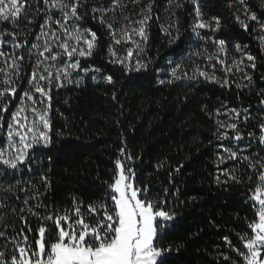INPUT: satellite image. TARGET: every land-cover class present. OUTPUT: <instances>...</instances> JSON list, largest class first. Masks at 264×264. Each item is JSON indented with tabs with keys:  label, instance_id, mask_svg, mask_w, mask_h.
Returning <instances> with one entry per match:
<instances>
[{
	"label": "snow or ice",
	"instance_id": "obj_1",
	"mask_svg": "<svg viewBox=\"0 0 264 264\" xmlns=\"http://www.w3.org/2000/svg\"><path fill=\"white\" fill-rule=\"evenodd\" d=\"M191 3L195 5L191 32L200 40L211 39L215 51L195 50L187 57L191 64L185 65L183 48L177 47L170 57L179 58V62L168 69L167 83L198 81L225 89L234 84L242 90L247 85L231 77L243 73L251 84L252 77L245 69L256 67V57L244 52L247 45L236 44L241 58L229 63V37L201 34L202 30L219 32L220 20L205 21L198 0ZM232 4L239 5L236 13L240 14L234 16L241 29L251 34L258 28L264 33V0H255L259 15L249 0H232L229 7ZM154 6L155 0L146 4L144 0H0V264H179L175 253L182 245L173 248L163 242L164 229L175 219L174 212L165 209L166 201L150 199L146 186H135L134 171L121 159L115 161L112 180L105 181L103 198L87 205L76 197L71 198V206L63 208L45 204L43 194L32 183V177L38 175L45 188L50 187L47 175L32 168L37 149H48L51 160L52 153L59 158L75 147L70 143L54 147L55 136L63 133L53 134L51 93L54 88L79 86L81 73L100 71L81 64L100 46L97 30L89 21L99 25L108 38L110 64L118 65L126 75L147 72L149 62L141 60L140 54L145 52ZM168 6H173V0H168ZM175 7L183 5L176 3ZM250 22H255L251 29ZM160 30L170 46L181 39L178 19L161 23ZM259 45L264 51V34L259 36ZM119 47L126 55H120ZM137 80H129V86H138ZM104 81L114 88L117 83L112 75H106ZM258 95L257 111L264 112V89ZM112 99H117L115 91ZM208 115L214 119L212 135L218 142L214 182L221 186L247 181L254 208L253 219L247 221L250 231L237 234L240 246L226 238L235 257L224 255L223 259L229 264H264V117L257 122L258 133L250 131L245 136L240 124L254 119L248 108L241 111L225 103ZM120 154L125 155L124 149ZM22 176L28 179L21 181ZM30 217L37 222L35 229Z\"/></svg>",
	"mask_w": 264,
	"mask_h": 264
},
{
	"label": "trees",
	"instance_id": "obj_2",
	"mask_svg": "<svg viewBox=\"0 0 264 264\" xmlns=\"http://www.w3.org/2000/svg\"><path fill=\"white\" fill-rule=\"evenodd\" d=\"M176 3L183 7L176 8ZM230 3L232 0H198L204 20L214 23L219 19L221 23L219 32L202 30L201 34L229 37L226 41L229 63L241 58V53L235 51L236 44L247 45L244 52L256 57V67L245 69L252 77L251 84L243 73L231 77L247 85L242 90L234 84L231 89H225L198 81L167 83L168 69L179 62V58L170 57L177 47L183 48L185 65L191 64L187 57L195 50L215 51L211 39L200 40L191 32L195 8L191 0H173L171 7L168 0H155L145 52L140 54L141 60L149 62L147 72L126 75L118 65L110 64L108 38L99 25L89 21V26L97 30L100 46L91 58L81 60V64L100 71L81 73L83 80L79 86L54 88L51 93L49 117L53 134L63 133L55 136L54 147L67 143L75 147L59 158L52 153L51 160L48 149H37L33 156L32 168L38 174L47 175L50 182L46 189L38 175L32 177L45 204L71 206L72 197L85 205L100 201L107 189L105 181L112 180L115 161L119 158L134 171L135 186H146L150 199L166 201L165 209L174 212L175 219L167 222L169 226L164 229L163 242L173 248L182 245L179 253H175L180 258L179 264H229L223 256L235 257V253L227 246L226 238L240 246L237 234L250 231L247 221L253 219L254 209L247 181L221 186L214 182L218 142L212 135L216 127L214 119L208 113H214L225 103L241 111L248 108L254 119L247 125L240 124L245 136L250 131L258 133L257 122L264 117V112L257 111L261 99L258 93L264 89V51L259 45V36L264 33L258 28L251 34L241 29L234 16L239 5L229 7ZM249 3L255 8V0ZM255 10L259 15V9ZM170 18L178 19L182 33L180 41L171 46L160 30V24L169 23ZM254 24L250 22V29ZM118 51L126 55L123 47ZM245 63L250 62L245 60ZM106 75L116 80L115 88L105 83ZM134 78H138V86H129V80ZM161 79L165 80L164 84L159 82ZM113 91L116 100L112 99ZM253 147H256L255 141ZM121 149L124 156L120 154ZM240 174H244L243 168ZM19 179L26 181L28 176ZM19 195L23 199V193ZM29 219L35 229L37 222ZM16 227L19 229V222Z\"/></svg>",
	"mask_w": 264,
	"mask_h": 264
},
{
	"label": "built area",
	"instance_id": "obj_3",
	"mask_svg": "<svg viewBox=\"0 0 264 264\" xmlns=\"http://www.w3.org/2000/svg\"><path fill=\"white\" fill-rule=\"evenodd\" d=\"M253 203V202H252ZM254 209V208H253Z\"/></svg>",
	"mask_w": 264,
	"mask_h": 264
}]
</instances>
